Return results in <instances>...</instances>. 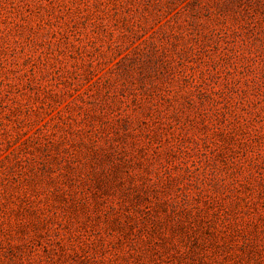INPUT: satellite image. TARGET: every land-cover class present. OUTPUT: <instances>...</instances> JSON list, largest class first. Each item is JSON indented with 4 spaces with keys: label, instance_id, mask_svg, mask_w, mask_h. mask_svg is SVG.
Returning a JSON list of instances; mask_svg holds the SVG:
<instances>
[{
    "label": "rangeland",
    "instance_id": "1",
    "mask_svg": "<svg viewBox=\"0 0 264 264\" xmlns=\"http://www.w3.org/2000/svg\"><path fill=\"white\" fill-rule=\"evenodd\" d=\"M0 264H264V0H0Z\"/></svg>",
    "mask_w": 264,
    "mask_h": 264
}]
</instances>
